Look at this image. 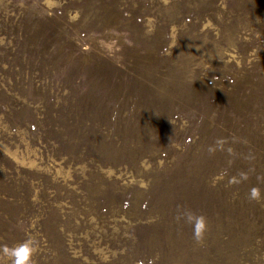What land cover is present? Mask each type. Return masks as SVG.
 <instances>
[{
  "label": "rangeland",
  "instance_id": "374dc122",
  "mask_svg": "<svg viewBox=\"0 0 264 264\" xmlns=\"http://www.w3.org/2000/svg\"><path fill=\"white\" fill-rule=\"evenodd\" d=\"M24 241L264 264V0H0V264Z\"/></svg>",
  "mask_w": 264,
  "mask_h": 264
},
{
  "label": "clouds",
  "instance_id": "9594fccd",
  "mask_svg": "<svg viewBox=\"0 0 264 264\" xmlns=\"http://www.w3.org/2000/svg\"><path fill=\"white\" fill-rule=\"evenodd\" d=\"M8 254L11 264H32L34 250L30 242L24 241L23 243L9 248Z\"/></svg>",
  "mask_w": 264,
  "mask_h": 264
}]
</instances>
